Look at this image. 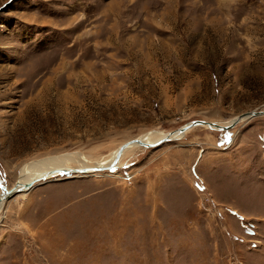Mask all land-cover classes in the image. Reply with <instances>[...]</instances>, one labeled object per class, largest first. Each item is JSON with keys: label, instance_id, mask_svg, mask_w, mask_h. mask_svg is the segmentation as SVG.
<instances>
[{"label": "rangeland", "instance_id": "rangeland-1", "mask_svg": "<svg viewBox=\"0 0 264 264\" xmlns=\"http://www.w3.org/2000/svg\"><path fill=\"white\" fill-rule=\"evenodd\" d=\"M259 110L264 0H0V195L29 163ZM0 264H264V115L14 193Z\"/></svg>", "mask_w": 264, "mask_h": 264}, {"label": "bare ground", "instance_id": "bare-ground-1", "mask_svg": "<svg viewBox=\"0 0 264 264\" xmlns=\"http://www.w3.org/2000/svg\"><path fill=\"white\" fill-rule=\"evenodd\" d=\"M237 118V117H236ZM236 118L232 119L231 121L233 122ZM249 118L246 119H241L240 122L248 120ZM231 122V123H232ZM216 123V122H214ZM230 123V124H231ZM219 126H228L230 124H220L217 123ZM205 127V126H204ZM211 130H216V131H220L219 129H216L215 127H207ZM168 133H164V132H153V133H149L145 136H143L142 138H136V139H140L143 143L146 144H153L156 143L160 140H163L164 138H170L169 141H173V140H178L181 139L184 135H179L176 131L171 132V134L167 135ZM167 142V141H166ZM133 147H141L140 145L137 144H130L129 146H127L125 148V150L122 151L120 158L118 160V162H116L115 168L118 167L119 163H120V159L123 156V154L130 148ZM117 151L113 152L109 159H104L101 162L92 165L89 164L85 161H83V159H81V157H76V156H70V155H65V156H61V157H54V158H49V159H43V160H39L33 163H29L27 165H25L22 169H21V180L16 184L15 188L21 189L19 192H24V191H28L30 190L35 183L39 182V180H42V177H46L45 179H49L51 177L57 176L58 173L64 172V173H68L67 171H70L72 168H70L72 163H77L78 168H73L72 173H79V170H83V169H88V168H109L112 163H114L115 157L117 155ZM83 158V157H82ZM79 168H83V169H79ZM99 171H89L87 172L88 174L90 173H97ZM82 174V173H79ZM84 174V173H83ZM32 183L33 185L29 188V189H25V187ZM11 189H7V191H10ZM15 193V192H14ZM3 195V194H1ZM0 195V196H1ZM5 201L0 203V210L2 208V206L4 205Z\"/></svg>", "mask_w": 264, "mask_h": 264}, {"label": "water", "instance_id": "water-1", "mask_svg": "<svg viewBox=\"0 0 264 264\" xmlns=\"http://www.w3.org/2000/svg\"><path fill=\"white\" fill-rule=\"evenodd\" d=\"M264 115V110H259V111H251V112H248L246 114H243V115H240V116H237V118L228 126H219L217 123H214V122H209V121H203V120H194V121H190L188 122L187 124L179 127L178 129H176L175 131L179 134V135H184L186 132H188L189 130H191L192 128H195V127H198V126H205V127H215L216 129H219L220 131H226V130H229L231 128H233L236 124H238L241 119H246V118H249V119H252V118H255V117H259V116H263ZM171 134V132H169L167 135ZM170 138H164L163 140H160L156 143H153V144H146V143H143L140 139H133L131 141H128L126 143H124L123 145H121L118 149V152H117V155L115 157V160H114V163H112V165L109 167V168H88V169H83V170H79L78 172L79 173H86V172H89V171H103L105 169L107 170H112L115 168V165H116V162H118L119 158H120V155L122 153L123 150H125V148L127 146H129L130 144L134 143V144H137V145H140L141 147L143 148H153V147H156L158 145H160L161 143L163 142H166V141H169ZM75 170L71 169L70 171H67V172H73ZM61 172V171H60ZM46 177H42L41 179H45ZM17 184V183H16ZM33 184L30 183L28 184L25 189H29ZM16 186V185H15ZM21 189H18V188H12L10 191H5L3 193V195L0 196V203L3 202V201H6L8 198H10L14 192H19Z\"/></svg>", "mask_w": 264, "mask_h": 264}]
</instances>
